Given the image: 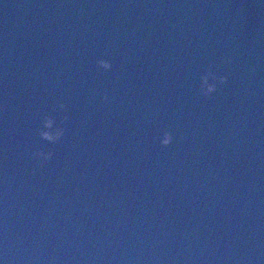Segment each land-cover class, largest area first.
I'll list each match as a JSON object with an SVG mask.
<instances>
[{
    "label": "water",
    "instance_id": "1",
    "mask_svg": "<svg viewBox=\"0 0 264 264\" xmlns=\"http://www.w3.org/2000/svg\"><path fill=\"white\" fill-rule=\"evenodd\" d=\"M0 264H264V0H0Z\"/></svg>",
    "mask_w": 264,
    "mask_h": 264
}]
</instances>
